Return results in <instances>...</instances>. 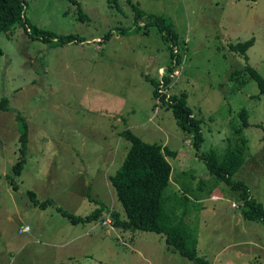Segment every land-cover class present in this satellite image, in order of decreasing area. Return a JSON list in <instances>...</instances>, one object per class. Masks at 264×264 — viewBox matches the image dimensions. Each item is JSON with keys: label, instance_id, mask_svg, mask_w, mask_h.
I'll return each mask as SVG.
<instances>
[{"label": "rangeland", "instance_id": "obj_1", "mask_svg": "<svg viewBox=\"0 0 264 264\" xmlns=\"http://www.w3.org/2000/svg\"><path fill=\"white\" fill-rule=\"evenodd\" d=\"M74 1L26 0L24 24L0 31V264H195L163 234L111 227L113 210L126 217L109 179L126 156V128L176 150L164 204L171 213L186 209L197 256L264 264V222L241 215L239 191L210 175L203 160L212 148L224 153L245 107V162L232 179L264 206V93L243 72L249 66L264 79V0ZM150 15L177 33L181 61L171 76L169 43ZM67 33L77 38L59 41ZM251 37L246 59L229 48ZM164 74L171 83L161 93L184 92L201 118L197 147L152 95L151 81ZM23 126L25 161L11 181L4 176L21 155ZM96 208L100 216L84 222L62 213L84 217ZM25 224L30 231L18 233Z\"/></svg>", "mask_w": 264, "mask_h": 264}, {"label": "trees", "instance_id": "obj_2", "mask_svg": "<svg viewBox=\"0 0 264 264\" xmlns=\"http://www.w3.org/2000/svg\"><path fill=\"white\" fill-rule=\"evenodd\" d=\"M75 2L74 0H70ZM26 0H0V31L7 32L16 24H24L23 10ZM134 7L135 19L141 18V11ZM149 22L157 25L162 38L169 43V52L172 59L170 76L176 70L174 67L180 64V57L176 44L178 36L170 24L165 22L161 15H150ZM38 35L42 38L56 37L50 31L39 30ZM75 34L67 33L58 37L61 42L75 40ZM57 39V40H58ZM254 38L251 37L245 41L230 44L229 48L246 59V50L253 44ZM1 56V49H0ZM174 63V64H173ZM243 72H247L251 78H254L258 84L260 93H264V79L249 66H246ZM240 71L231 73L230 78L238 75ZM152 95L162 103L171 107L178 126L187 133H192L193 145L197 147L203 140L201 127H199V118L194 114L191 106L188 105L186 94L161 93L159 87L167 88L171 83L170 79L164 76L158 80L151 81ZM6 97H1L4 100ZM240 125H233L234 136H228L224 153L219 154L217 150L210 149L204 155L203 160L209 171V174L216 180L224 181L232 189L239 191V197L242 201L240 213L246 219L261 220L264 222L263 204L251 197L247 185L241 180H233V174L245 162L246 138L242 133V127L248 124V112L245 107L238 111ZM124 138L129 142L127 153L121 166L116 172L109 176L110 182L115 189L117 200L120 202L126 217L120 218L119 212L113 210L111 216L114 219V225L122 229L151 231L164 235L165 242L173 247L181 256L193 261L195 264H208L203 257L196 255V235L193 229L185 221L187 211L181 210L179 213L167 211L163 194L166 188L171 184L170 172L171 165L168 157H174L176 150L169 148L166 144L156 141L144 140L140 135L133 132L130 128L122 131ZM21 155L12 165V173L6 174L8 180L13 181L14 176L20 175L23 167L24 150L27 140L26 127L23 126L19 135ZM202 185V182H199ZM16 187V182L14 183ZM202 189L201 186H197ZM191 189V187H190ZM189 187L183 186L184 192H190ZM192 190V189H191ZM193 192V191H192ZM27 194L33 200L35 205L42 207L44 202L37 201L32 190ZM89 196V195H88ZM184 198L188 196L184 193ZM59 209V208H58ZM100 208L94 209L86 216L72 215L62 212L70 222H84L85 220L95 219L101 214ZM111 220V219H110ZM104 220L101 221L104 222ZM64 264V263H59Z\"/></svg>", "mask_w": 264, "mask_h": 264}, {"label": "built area", "instance_id": "obj_3", "mask_svg": "<svg viewBox=\"0 0 264 264\" xmlns=\"http://www.w3.org/2000/svg\"><path fill=\"white\" fill-rule=\"evenodd\" d=\"M111 222L110 219H106L104 221V224H109ZM30 231V226L25 224V225H21L18 229V233H26V232H29Z\"/></svg>", "mask_w": 264, "mask_h": 264}, {"label": "crops", "instance_id": "obj_4", "mask_svg": "<svg viewBox=\"0 0 264 264\" xmlns=\"http://www.w3.org/2000/svg\"><path fill=\"white\" fill-rule=\"evenodd\" d=\"M110 230H111V228H110Z\"/></svg>", "mask_w": 264, "mask_h": 264}]
</instances>
